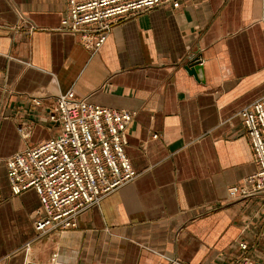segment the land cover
Returning a JSON list of instances; mask_svg holds the SVG:
<instances>
[{
  "label": "crops",
  "instance_id": "crops-1",
  "mask_svg": "<svg viewBox=\"0 0 264 264\" xmlns=\"http://www.w3.org/2000/svg\"><path fill=\"white\" fill-rule=\"evenodd\" d=\"M64 13L65 0H0V264H264V201L227 198L255 171L236 113L264 95V0H170L95 52L60 29ZM70 90L134 114L137 176L76 228L37 236L38 197L11 195L6 160L57 133L47 117Z\"/></svg>",
  "mask_w": 264,
  "mask_h": 264
},
{
  "label": "built area",
  "instance_id": "built-area-1",
  "mask_svg": "<svg viewBox=\"0 0 264 264\" xmlns=\"http://www.w3.org/2000/svg\"><path fill=\"white\" fill-rule=\"evenodd\" d=\"M170 0H65L60 29L77 36L91 52L97 51L112 26L130 16ZM264 26V17L261 19ZM39 105L38 100H32ZM134 114L78 98L70 90L55 98L48 121L57 133L7 158L6 178L17 196L32 189L38 197L34 230L37 236L77 227V219L107 194L137 176L125 153L126 129ZM239 118L248 141L255 171L227 189L230 201H264V95L241 108ZM22 138L29 128L20 125ZM156 138V135L152 136ZM245 250V244H240ZM232 264H248L241 257Z\"/></svg>",
  "mask_w": 264,
  "mask_h": 264
},
{
  "label": "water",
  "instance_id": "water-1",
  "mask_svg": "<svg viewBox=\"0 0 264 264\" xmlns=\"http://www.w3.org/2000/svg\"><path fill=\"white\" fill-rule=\"evenodd\" d=\"M199 64V59L195 56H192L188 58V64L186 65V68L188 69V71H190V73H193V71L196 70V66L198 67Z\"/></svg>",
  "mask_w": 264,
  "mask_h": 264
}]
</instances>
